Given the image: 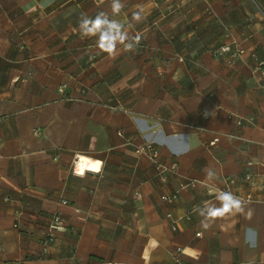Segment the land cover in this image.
<instances>
[{
  "label": "crops",
  "instance_id": "crops-1",
  "mask_svg": "<svg viewBox=\"0 0 264 264\" xmlns=\"http://www.w3.org/2000/svg\"><path fill=\"white\" fill-rule=\"evenodd\" d=\"M121 2L0 0V264H264V0ZM101 11L133 50L81 36ZM233 42L240 58L213 56ZM226 189L244 211L206 220Z\"/></svg>",
  "mask_w": 264,
  "mask_h": 264
},
{
  "label": "clouds",
  "instance_id": "clouds-1",
  "mask_svg": "<svg viewBox=\"0 0 264 264\" xmlns=\"http://www.w3.org/2000/svg\"><path fill=\"white\" fill-rule=\"evenodd\" d=\"M124 8L121 0H112V15H118ZM133 19L137 22L141 20L139 12L133 13ZM79 30L82 37H96L98 48L107 53L115 52L117 45L131 51L139 42V37H133L125 30V25L116 19H112L106 12H99L96 16L89 17L82 14L79 20ZM211 175V173H210ZM216 199L220 201V207L209 206L207 203L199 209V214L205 219L215 218L217 216L232 213L234 210L243 212L242 201L232 192H220Z\"/></svg>",
  "mask_w": 264,
  "mask_h": 264
},
{
  "label": "built area",
  "instance_id": "built-area-1",
  "mask_svg": "<svg viewBox=\"0 0 264 264\" xmlns=\"http://www.w3.org/2000/svg\"><path fill=\"white\" fill-rule=\"evenodd\" d=\"M94 1L98 3V2H101L104 0H94ZM244 52H245L244 49L239 47L238 44L235 42L220 45L219 47L212 50V54L214 57L219 58V59H223L227 64H230L233 61H235L236 59L240 58L244 54ZM257 67L258 68L264 67V62L257 61ZM202 116L207 117V114H202ZM227 117L229 119H234L237 124H240V122H241L240 119H238L233 114H228ZM216 142H217V139H213L211 142L208 143V146H213ZM135 153L138 155H144V156L148 157L150 160L155 162L157 157H158L159 150L155 146L154 143L145 142V143L135 147ZM78 164H79V156L75 155L74 161H73V166H74L73 173L75 175H80L76 171V167L78 166ZM175 169H176L175 164H173L169 168L170 171H174ZM97 170L99 171V168ZM194 184H195L194 182H189V183L185 184L184 187L194 186ZM220 192H228V190L226 189V190L220 191ZM136 196L138 197L139 195L136 194ZM174 198H175V196L163 197V199L166 201H171ZM249 199H250L249 196L245 197V200H249ZM62 204H66V201H62ZM167 217L171 218L170 215H167ZM14 227H17V225H15ZM171 227L173 230H177V226L174 222H172ZM63 228H64V219L62 218V216L59 213H54L51 216V219H50V222L48 223L47 229L43 235V238L41 239L43 252H46L48 247L55 241L56 232L61 231ZM196 236L199 237L200 233H196ZM180 252H181L180 248H177L175 250V253H180ZM96 264H119V263H113V262H108V261H98ZM172 264H195V263H182L179 261V259L175 258Z\"/></svg>",
  "mask_w": 264,
  "mask_h": 264
},
{
  "label": "bare ground",
  "instance_id": "bare-ground-1",
  "mask_svg": "<svg viewBox=\"0 0 264 264\" xmlns=\"http://www.w3.org/2000/svg\"><path fill=\"white\" fill-rule=\"evenodd\" d=\"M99 163L92 162L85 157H79V164L76 167L77 173L83 175L86 171H97Z\"/></svg>",
  "mask_w": 264,
  "mask_h": 264
}]
</instances>
